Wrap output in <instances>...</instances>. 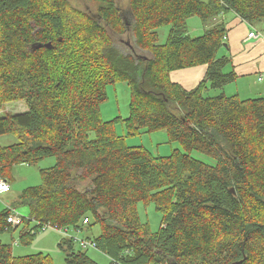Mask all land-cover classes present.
<instances>
[{
  "label": "trees",
  "instance_id": "1",
  "mask_svg": "<svg viewBox=\"0 0 264 264\" xmlns=\"http://www.w3.org/2000/svg\"><path fill=\"white\" fill-rule=\"evenodd\" d=\"M92 2L87 14L68 0H0V109L27 106L0 117V136L17 137L0 146V178L10 181L15 165L55 158L41 184L15 202L28 209L18 241L27 245L44 225H99L91 239L110 264H264V97L225 95L236 74L231 58L218 56L223 16L254 27L264 20V0H128L130 20L116 0ZM190 17L199 18L201 35L188 33ZM167 25L161 43L158 30ZM110 32L130 33V50ZM199 65L207 70L194 89L170 81L172 71ZM117 81L130 89L122 136L100 116L106 87ZM156 130L181 149L154 157L125 144L127 135ZM148 203L162 214L156 232L137 213ZM10 213L0 212V235L19 227L7 223ZM58 246L64 264H98L71 239ZM0 264L54 263L42 253L15 257L0 240Z\"/></svg>",
  "mask_w": 264,
  "mask_h": 264
},
{
  "label": "rangeland",
  "instance_id": "2",
  "mask_svg": "<svg viewBox=\"0 0 264 264\" xmlns=\"http://www.w3.org/2000/svg\"><path fill=\"white\" fill-rule=\"evenodd\" d=\"M71 6L85 12L92 14L95 12V5L92 0H68ZM119 9L121 10L124 19L130 20L128 12V0H116ZM186 28L188 33L193 36L202 34V24L197 17H190L186 20ZM255 30L264 31V20L255 23ZM170 26H163L159 28L158 34L160 42H164ZM111 39L122 50L128 51L133 45V39L130 33L122 36H117L111 33ZM220 57V55H218ZM248 76L240 81L226 85L223 88V93L227 96L238 94V98L249 99L264 97V75ZM238 88L240 92H238ZM219 90L209 91L208 95H216ZM107 99L100 104V116L105 122L112 121L115 133L118 136L124 135L125 125L124 120L129 116L130 104V89L126 82L117 81L112 85L106 87ZM216 93V94H215ZM253 95V96H251ZM27 110L24 101L7 102L0 109V117L9 114H20ZM14 134H7L0 136V145H9L16 142ZM125 144L131 147H142L150 152L154 157H165L170 155L172 150L181 149L177 142L171 141L165 130H156L152 132L140 131L136 135L125 136ZM191 157L199 159L205 163L213 164L214 160L210 157L198 152L192 151ZM55 164L54 157H47L39 161L35 165H15L10 171V192L0 195V212L4 209H10L11 212L21 216L27 217L28 209L25 206H17L15 204L18 196L30 187L39 186L42 182L41 170L51 167ZM77 187L81 190L86 188V183H79ZM12 207H14L12 209ZM137 213L142 223L149 226L151 232H156L159 228L162 214L156 211L152 203L138 204ZM81 225V223H80ZM21 226L11 232H5L0 235V240L4 244L11 245L13 256L33 255L37 253L49 255L54 264H64V251H62L58 244L62 237L71 239L74 243L76 251L86 252V254L98 264H110L109 258L96 248L87 247L83 249L79 245V241L88 240V238L97 237L100 233L99 225H94L89 229L82 227V230L69 226L63 230L58 231L56 228L41 229L39 234L29 241L27 245H23L18 241ZM94 242V239L92 240ZM192 264H198L200 261H190Z\"/></svg>",
  "mask_w": 264,
  "mask_h": 264
},
{
  "label": "crops",
  "instance_id": "3",
  "mask_svg": "<svg viewBox=\"0 0 264 264\" xmlns=\"http://www.w3.org/2000/svg\"><path fill=\"white\" fill-rule=\"evenodd\" d=\"M223 21L226 28L223 39L225 47L222 46L220 48L218 55H226L231 58V65L228 69L236 74L237 81L248 76H257L259 80L258 76L264 75V31L260 29L255 30L257 38H248V33L254 30L255 25L254 27H250L249 24L242 21L233 13L225 14ZM206 70V65L176 70L169 74V79L172 83L178 84L183 89L189 91L194 89L204 79ZM238 92H240L239 88ZM235 96L238 97V94ZM81 230L82 228L79 231ZM63 238L68 239L66 237H62L61 239Z\"/></svg>",
  "mask_w": 264,
  "mask_h": 264
},
{
  "label": "built area",
  "instance_id": "4",
  "mask_svg": "<svg viewBox=\"0 0 264 264\" xmlns=\"http://www.w3.org/2000/svg\"><path fill=\"white\" fill-rule=\"evenodd\" d=\"M248 38H257L256 31L252 30L247 35ZM10 192V184L8 181L0 178V195ZM23 218L13 212L9 214L7 217V223H9L12 226H21L23 222ZM88 223V219L84 218L82 221V225H86ZM45 228H52L48 225H44L42 229ZM80 230V229H78ZM88 240H81L79 241V245L81 248L86 249L87 247L95 248V243L92 241L91 238H86Z\"/></svg>",
  "mask_w": 264,
  "mask_h": 264
},
{
  "label": "water",
  "instance_id": "5",
  "mask_svg": "<svg viewBox=\"0 0 264 264\" xmlns=\"http://www.w3.org/2000/svg\"><path fill=\"white\" fill-rule=\"evenodd\" d=\"M130 22V21H129ZM223 47H225V45L223 44Z\"/></svg>",
  "mask_w": 264,
  "mask_h": 264
},
{
  "label": "bare ground",
  "instance_id": "6",
  "mask_svg": "<svg viewBox=\"0 0 264 264\" xmlns=\"http://www.w3.org/2000/svg\"><path fill=\"white\" fill-rule=\"evenodd\" d=\"M83 221V220H82Z\"/></svg>",
  "mask_w": 264,
  "mask_h": 264
}]
</instances>
